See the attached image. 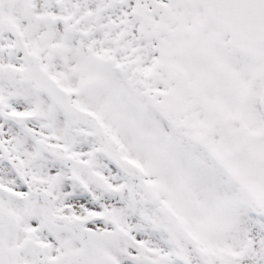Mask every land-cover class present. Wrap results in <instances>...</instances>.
Wrapping results in <instances>:
<instances>
[{
  "label": "snow or ice",
  "instance_id": "snow-or-ice-1",
  "mask_svg": "<svg viewBox=\"0 0 264 264\" xmlns=\"http://www.w3.org/2000/svg\"><path fill=\"white\" fill-rule=\"evenodd\" d=\"M0 264H264V0H0Z\"/></svg>",
  "mask_w": 264,
  "mask_h": 264
}]
</instances>
